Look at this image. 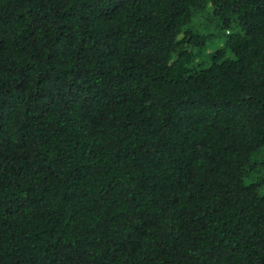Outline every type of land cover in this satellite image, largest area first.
<instances>
[{"label":"trees","instance_id":"obj_1","mask_svg":"<svg viewBox=\"0 0 264 264\" xmlns=\"http://www.w3.org/2000/svg\"><path fill=\"white\" fill-rule=\"evenodd\" d=\"M0 264H264V0H0Z\"/></svg>","mask_w":264,"mask_h":264},{"label":"rangeland","instance_id":"obj_2","mask_svg":"<svg viewBox=\"0 0 264 264\" xmlns=\"http://www.w3.org/2000/svg\"><path fill=\"white\" fill-rule=\"evenodd\" d=\"M215 40H213V42H214ZM213 42H211V43H209V45H216L217 44V41H215L214 43ZM213 43V44H212Z\"/></svg>","mask_w":264,"mask_h":264}]
</instances>
